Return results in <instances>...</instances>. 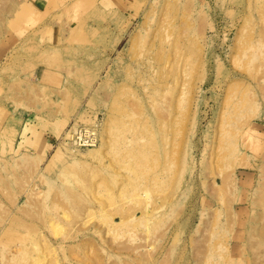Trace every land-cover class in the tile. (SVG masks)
I'll return each instance as SVG.
<instances>
[{
    "label": "rangeland",
    "instance_id": "374dc122",
    "mask_svg": "<svg viewBox=\"0 0 264 264\" xmlns=\"http://www.w3.org/2000/svg\"><path fill=\"white\" fill-rule=\"evenodd\" d=\"M0 264H264V0H0Z\"/></svg>",
    "mask_w": 264,
    "mask_h": 264
},
{
    "label": "built area",
    "instance_id": "2783aa9c",
    "mask_svg": "<svg viewBox=\"0 0 264 264\" xmlns=\"http://www.w3.org/2000/svg\"><path fill=\"white\" fill-rule=\"evenodd\" d=\"M100 120L94 118L92 122L86 123L79 120L73 121L67 127L63 139L74 148L95 147L100 143Z\"/></svg>",
    "mask_w": 264,
    "mask_h": 264
},
{
    "label": "bare ground",
    "instance_id": "6f19581e",
    "mask_svg": "<svg viewBox=\"0 0 264 264\" xmlns=\"http://www.w3.org/2000/svg\"><path fill=\"white\" fill-rule=\"evenodd\" d=\"M178 38V37H177ZM131 39V38H130ZM178 41V40H177ZM179 42V41H178ZM132 43H133V41H132ZM176 43L177 42H175V44H174V46L176 45ZM179 43H181V42H179ZM182 44H184V43H182ZM179 45V44H178ZM181 45V44H180ZM179 45V46H180ZM177 46V45H176ZM185 47V46H184ZM175 48H177V47H175ZM178 49H179V47H178ZM149 51V50H148ZM180 51V50H179ZM149 53V52H148ZM176 53V52H175ZM150 58H151V56H149ZM152 58H154L153 56H152ZM181 59V58H180ZM179 59V60H180ZM141 78V77H140ZM143 79V78H142ZM142 82V81H141ZM158 85V84H157ZM152 91V90H151ZM154 92V91H153ZM155 98V97H154ZM156 100V99H155ZM140 101V100H139ZM142 108V107H141ZM101 134V133H100ZM98 146L99 145H97V146H95V147H89V148H84V149H89L90 150V154H92V155H95L96 153L95 152H98V150H99V148H98ZM98 148V149H97ZM73 149V151L74 152H78V151H80V150H83V149H80V148H72ZM56 159V158H55Z\"/></svg>",
    "mask_w": 264,
    "mask_h": 264
},
{
    "label": "crops",
    "instance_id": "0c3cea01",
    "mask_svg": "<svg viewBox=\"0 0 264 264\" xmlns=\"http://www.w3.org/2000/svg\"><path fill=\"white\" fill-rule=\"evenodd\" d=\"M45 72H46V70H45ZM47 75V72L45 73V76Z\"/></svg>",
    "mask_w": 264,
    "mask_h": 264
}]
</instances>
